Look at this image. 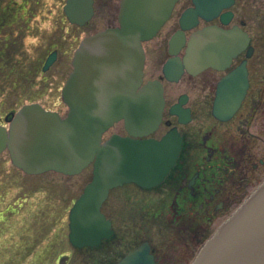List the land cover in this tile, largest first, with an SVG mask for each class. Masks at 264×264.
<instances>
[{"label": "water", "instance_id": "1", "mask_svg": "<svg viewBox=\"0 0 264 264\" xmlns=\"http://www.w3.org/2000/svg\"><path fill=\"white\" fill-rule=\"evenodd\" d=\"M178 0H120L118 26L85 37L73 53L72 71L61 90L68 112L64 118L39 104L22 106L0 125V154L7 151L14 167L28 175L53 171L79 174L92 164L91 181L68 215V240L75 248L94 247L111 235L110 223L100 212L108 191L125 183L142 188L158 185L181 149V138L171 129L160 140L138 139L154 132L163 110L162 87L157 81L142 85L143 50L169 18ZM169 41L174 57L163 66L169 81L186 71L197 75L221 70L248 44L238 27L210 25L191 33L199 19L219 18L228 25L234 0H191ZM92 0H66L63 11L71 23L84 25L93 15ZM184 47L180 59L177 53ZM248 52L247 55H249ZM54 60L52 54L43 67ZM231 76V77H230ZM218 84L212 114L227 120L239 107L247 88L244 66ZM185 96L169 109L180 123L189 121ZM123 122L127 137L102 135ZM118 264H154L146 245L128 253ZM190 264H264V180L224 220L198 250Z\"/></svg>", "mask_w": 264, "mask_h": 264}, {"label": "flooded vegetation", "instance_id": "2", "mask_svg": "<svg viewBox=\"0 0 264 264\" xmlns=\"http://www.w3.org/2000/svg\"><path fill=\"white\" fill-rule=\"evenodd\" d=\"M102 4L103 9L107 7L102 17L108 26L116 7L113 1ZM234 7L232 25L247 23ZM252 19L257 22L256 11ZM260 38L264 39V35H250L253 51L246 59L249 88L242 106L227 121L216 120L210 112L216 82L241 64L245 52L232 59L223 71L209 69L201 78L188 76L186 91L171 96L165 95L166 85L160 74L149 78L162 83L165 106L167 97L174 99L173 104L180 95L186 96L191 121L179 125L177 118L167 113L168 107L163 113L153 137L160 138L175 126L182 137V149L162 184L149 190L136 187L141 194L122 188L109 193V199H113L109 217L114 230L106 244L109 263H117L127 251L148 242L155 264H188L211 231L264 177V124L257 126L258 121L264 123V51L258 55L256 44ZM154 50L157 53H145V66L150 55V68L156 73L161 72L169 53H163V43ZM194 91H198L195 99ZM146 201L150 203L148 207Z\"/></svg>", "mask_w": 264, "mask_h": 264}, {"label": "rangeland", "instance_id": "3", "mask_svg": "<svg viewBox=\"0 0 264 264\" xmlns=\"http://www.w3.org/2000/svg\"><path fill=\"white\" fill-rule=\"evenodd\" d=\"M109 1L118 6L119 0H95V16L85 27H77L64 18L65 0H0V118L29 100L65 116L67 108L60 99V90L71 71L73 51L82 37L105 27L102 14L107 7L103 9L102 3ZM188 1L178 2L157 37L144 44L145 53H157L154 48L162 43L163 53H167L164 45L177 29V19ZM235 10L247 21L244 29L262 37L264 0H237ZM253 11L257 22L252 19ZM110 24L116 25V15ZM256 44L260 55L264 39H257ZM53 47L58 52L54 64L47 72L37 70L32 75L36 63L40 67ZM152 62L149 55L145 79L160 74L150 68ZM187 80L184 75L178 84L165 82V95L186 91ZM196 96L198 91L193 92L194 99ZM167 99V104L174 100ZM263 124L257 122L259 127ZM110 133L123 134L122 125L113 127L106 137ZM90 176V166L72 177L55 172L26 175L12 166L6 151L0 154V264H91L89 251L78 252L67 241L68 210ZM110 202L104 209L107 215ZM61 256L65 258L59 263Z\"/></svg>", "mask_w": 264, "mask_h": 264}]
</instances>
